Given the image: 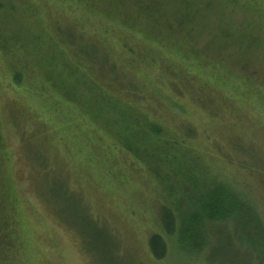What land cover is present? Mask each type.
Returning a JSON list of instances; mask_svg holds the SVG:
<instances>
[{"label":"trees","instance_id":"obj_1","mask_svg":"<svg viewBox=\"0 0 264 264\" xmlns=\"http://www.w3.org/2000/svg\"><path fill=\"white\" fill-rule=\"evenodd\" d=\"M39 1L23 0L19 7L16 0L0 2L1 58L6 62L8 74L11 72V84L17 91L25 94L36 88L35 92L43 96V91L47 90L50 97H55L69 108L70 115L82 120L84 130L73 135L65 130V136L58 137L53 126L34 119L36 116L32 112L21 113L12 122L16 133L22 130L18 133L19 148L25 155L28 167L32 168L36 181L45 182L48 172L57 171L62 175L58 166L61 160L54 155L58 151L56 144L62 142L61 145L66 146L63 141L67 139L69 142L71 136L77 145L80 142V145L85 143L87 147L92 146L93 155L89 154L88 158L106 167L110 177L129 170L143 176L145 169L141 167L139 154L148 156L149 160L154 161L155 168H160L158 171L166 176L165 181H169L160 192L152 174L145 170L144 181L153 191V198H167V202L158 207L157 219L161 230L151 232L147 238V249L152 259L162 261L172 258L179 261L175 258L185 256L186 259L198 260L200 264L214 263L211 252L217 244L226 242L228 248L234 245L242 253L241 259L245 264H264V210L261 202L250 196L233 175L226 174L232 171L231 168L237 167L245 177L250 175L247 178H256L258 174L260 178L264 176V151L256 147V141H248L244 132L252 131H245L246 125L242 126L256 124L254 134L257 137L261 133L264 123L257 121L264 122V117L260 116L264 115V102L250 107L247 103L251 101L250 97L245 98L243 95L248 86L257 84V80L243 74H235V79H230V76L224 80L215 71V67L224 70L225 62L216 57L214 61L211 60L215 53H204L206 46L199 47L200 43L196 42L198 37L191 35L193 23L196 24L201 17V10L193 6L190 0H124L128 5L124 8L118 6V0H57L62 12H66L67 8L74 9L78 18H54L48 21L43 15H36ZM170 2L174 4L171 10L168 8ZM124 11L130 18L126 17ZM95 12L105 22H112L129 35L142 36L156 48L157 53L152 49L141 53L135 50L124 52L119 46L125 54V60L117 61L113 49L107 45V38L105 42V38L99 42L96 37L85 36L78 26V22L85 19V14ZM134 19H142L147 25ZM173 26L176 34L170 30ZM27 29L37 33L35 36L39 49L58 56L60 66L57 62L58 67H54L56 78L41 68L38 58L28 48ZM202 31L197 26L196 36L199 33L201 36ZM124 39L125 42L129 40L128 37ZM151 53L154 59L145 62L141 70L132 67V57ZM76 71L79 72L80 82L75 86L70 84L93 89L92 93L103 95L107 99L106 108L96 104L91 107L88 101L86 104L75 97L62 84L66 83L67 78L63 77L65 72L70 76L77 74ZM163 73L165 78L161 77ZM226 73L232 74V71ZM99 82L106 85L99 86ZM160 85L166 86V92ZM61 96L72 100L73 104H67ZM43 98L47 100V96ZM236 100L245 103L239 108L234 104ZM107 104H111L110 109L117 111L116 115L112 113L114 121L110 120L107 125L115 130L114 134L100 123L108 115ZM186 106L195 110V118H199L208 129L213 128L212 133L202 136L196 125L186 120ZM96 108L104 114L95 113ZM251 108L257 116L245 122ZM213 110H218L219 114H214ZM235 113H242V119L240 115L237 118ZM227 123L228 126L237 127L238 131L221 135L220 129ZM3 126L0 120V153L5 154L9 141L7 134H10L11 127L4 130ZM219 136L224 138V142ZM251 138H254L253 135ZM141 139L151 141L149 149L146 144L142 145ZM42 140L48 144L47 153H51L50 156L44 152ZM221 143L233 153L242 154L243 158L226 155L220 163L217 154L224 148ZM34 148L38 153L33 155ZM77 151L73 147L64 158L70 170L77 169L74 163ZM162 152L166 157L159 158ZM166 158L174 161L179 173ZM6 160L10 162L9 158L4 157L5 165ZM205 171H215L216 178L226 175L225 180L216 182L217 179ZM120 180L123 184L124 179ZM110 181L109 185L113 186ZM60 182L62 185L57 183V189L63 187L69 195L75 194L71 186L62 180ZM260 185L264 186L263 179L259 180ZM14 202L15 198L9 195H6L2 204L0 202V259L5 260L17 252L16 264L23 262L21 256L24 252L23 245L17 242L20 236L16 232L18 227L15 225L17 212ZM48 202L51 212L53 204L49 199ZM218 264L225 262L219 260Z\"/></svg>","mask_w":264,"mask_h":264},{"label":"rangeland","instance_id":"obj_2","mask_svg":"<svg viewBox=\"0 0 264 264\" xmlns=\"http://www.w3.org/2000/svg\"><path fill=\"white\" fill-rule=\"evenodd\" d=\"M46 1L48 0L39 1V9L36 11L37 17L43 15L48 21H53L54 18L64 20V17L73 20L78 18V14H75L77 11H74V9L67 8L66 12H62V8L58 6L59 1ZM190 1L193 6L201 10V17L196 21V24L193 23L191 35L198 37L196 42L201 44H199V47L206 46L204 53H215L211 60L214 61L216 58L220 60L221 58L225 62L223 64L224 70L226 72L232 71V74H228L218 67H215V71L224 80H227L230 76V79H235V74L236 76L243 74L253 80H257V84L248 86L243 95L245 98L247 96L250 97L251 101L247 102L250 107L263 103L264 0ZM0 2L2 3L4 0H0ZM16 2L19 7L23 0H16ZM118 6L120 8L128 7L124 0H118ZM173 7L174 4L170 2L169 10L173 9ZM131 9L133 12L135 11V9ZM121 10L123 11L124 9ZM124 14L127 18H130L126 11H124ZM85 15V19L78 22V26L84 35L96 37L99 42H101L102 38H105L103 40L105 42L107 38L109 40L107 45L113 49L117 61L125 60V54L121 52L120 48L124 52L135 50L141 53V51L145 50L151 51L150 49L156 51V48L142 36L129 35L128 32L112 22H105L103 17H98L96 12L94 14L91 13V15ZM171 15L173 16V12H171ZM19 19L22 20L21 17ZM136 22L147 25L142 19H138ZM197 26L203 30L201 36L200 33L196 36ZM174 28L173 26L170 30L176 34ZM62 31L64 30L62 29ZM26 33V44L33 55L38 58L41 68L49 71L53 78H56L57 72L54 67H58L57 62L60 66L59 59L57 61L58 56L38 48L35 31L27 29ZM126 37L129 38L128 42H125L124 38ZM151 59H154L152 53L144 56L139 54V56L132 57L130 62L133 64L132 67L141 70L145 62H150ZM174 62L178 63L176 60ZM220 62L222 63V61ZM5 63L0 55V120L4 123V130H7V127H11L10 134H7L9 141L7 150H4L6 153H0V202L2 204L6 195L15 198L14 204L17 212L15 221L17 224L15 223V225L18 227L16 232L18 231L17 234L20 236L17 242L23 245L24 252V255L21 256L23 262H17L16 264H200L198 260L186 259L187 257L185 256L175 258L179 259V261H174L172 258L156 261L149 256L147 238L151 232L161 230L157 219L158 207L166 203L167 198H153V191H150L148 183L144 181V177H146L145 170L152 174L160 192L167 186L169 181H165L166 176L158 171L160 168H155L154 161L149 160L148 156L142 157L138 153L139 159L142 161L141 167H143V170L145 169L143 176L141 173L134 174L132 170H129L128 172L115 173L113 177H110L106 167H102L101 163L88 158L89 154L93 155L91 153L92 146L87 147L85 143L80 145V142L77 145L76 140L71 136L69 142L66 141L67 139L63 141L66 146H62V142L56 144L58 151L54 155L62 162L58 164L62 175L57 173V171H54V173L48 172V178L45 182L36 181L37 178L34 177L32 168L28 167L25 155L19 148L18 133L22 130L20 129L16 133L12 122H15L21 113L32 112L36 116L34 119H39L41 122L43 121L53 126L57 131L55 132L56 135L62 137L65 136L66 131L70 132V135L75 134L77 131L82 133L84 130L82 128V120L78 116L70 115L69 108L63 105L61 101L56 100L55 97H50L47 90L43 91V96H39L35 92L36 88L31 93L25 94L17 91L14 85L11 84V72L8 74V68ZM76 72L77 74L70 76L65 72L63 77L67 79L66 83L62 82V84L67 89H70L75 97L84 100L86 104L89 103L91 107L96 104L98 107L103 106L106 108L105 100L107 99L103 95L94 91L92 93L91 90L93 89L90 90L82 86L73 87L80 82L79 72ZM156 73L158 74L159 71ZM161 77L165 78V73ZM98 85L105 86L106 84L99 82ZM160 87L166 92V86L160 85ZM45 95L47 100L43 98L46 97ZM61 98L67 104H73L72 100L64 96H61ZM244 103L241 100L234 101V104L239 108ZM110 105L107 104L108 115L100 123L114 134L115 130L108 128L107 125L113 119L112 113L116 115L117 111L110 109ZM233 107L236 108L234 105ZM186 109L188 113L185 117L186 120L192 121L202 136L212 133L213 128L208 129L207 125L203 124L199 118H195L197 115L192 107L186 106ZM218 110H213V113L218 115ZM252 110L253 108L247 114L248 117L245 122L257 116L254 115L256 113L252 112ZM94 112L101 115L104 114L103 111H99L97 108ZM235 115L237 118L240 115L242 119V113H235ZM260 116L264 117V115ZM259 119L261 120V117ZM100 123L97 122L101 126ZM257 123L264 122L257 121ZM228 125L227 123L220 129L221 135L225 136L226 133L230 134L232 131H238L237 127L234 128ZM244 125H246L245 131H252V133L244 132L249 139L248 141H256V147L264 151V129L262 128L260 130L261 133L256 137L254 134L256 124H242V126ZM251 135L254 138H251ZM219 138L224 142L223 137L219 136ZM55 141L57 142V139ZM141 142L143 146L146 144L149 149L151 141L141 139ZM41 144L46 155L50 156L51 153H47L48 144L44 140H42ZM73 147L78 150L74 162L77 169H73L74 172L64 162L66 154L70 153ZM223 147L221 152L217 154L219 155L220 163L224 161L223 158L226 155H238L237 158H243L242 154H235L231 149H226L224 145ZM35 152H37L36 148L33 149V155ZM159 156V158L166 157L163 152ZM4 157L5 159L9 158L11 164L6 160L7 163L5 165ZM166 159L174 165L173 160ZM53 160H56V158L53 157ZM174 167L176 168L175 165ZM176 170L178 171L177 168ZM231 170V172H226V174L233 175L244 186L242 188H245L250 196L257 198L261 202L264 210V186H258L259 180H264V176L261 175L260 178V174H258V177L253 178L254 181L247 178L250 177L249 174L245 177L244 173H240L241 170L237 167L231 168ZM205 173L210 177L214 176L216 178L215 171H205ZM187 175H190L188 171ZM199 176H201L200 173ZM225 177L226 175L217 176L216 182L222 179L225 180ZM120 178L124 179L123 184ZM59 179L73 188L72 190L75 192L73 196L69 195L63 187L56 188L57 183L62 185ZM108 181L113 186L109 185ZM210 184L212 185V183ZM151 187L153 188V186ZM169 187L172 188V185L170 184ZM48 199L53 204L51 212L47 205L49 203ZM169 199L176 200V198ZM13 244L16 245V242H13ZM18 254L15 252L10 254V257L5 260L0 259L2 260L0 264H14ZM210 257L215 262H205L203 264H218L219 260H223L225 264H245L241 259L242 253L238 252L234 245L231 246V249L228 248L226 242L217 244Z\"/></svg>","mask_w":264,"mask_h":264}]
</instances>
